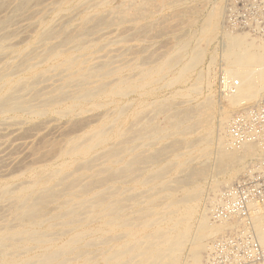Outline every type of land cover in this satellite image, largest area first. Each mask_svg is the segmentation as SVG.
Here are the masks:
<instances>
[{
	"label": "bare ground",
	"instance_id": "1",
	"mask_svg": "<svg viewBox=\"0 0 264 264\" xmlns=\"http://www.w3.org/2000/svg\"><path fill=\"white\" fill-rule=\"evenodd\" d=\"M224 1L0 0V264H208L247 229L264 255V199L213 215L264 159L263 133L230 134L264 35Z\"/></svg>",
	"mask_w": 264,
	"mask_h": 264
},
{
	"label": "built area",
	"instance_id": "2",
	"mask_svg": "<svg viewBox=\"0 0 264 264\" xmlns=\"http://www.w3.org/2000/svg\"><path fill=\"white\" fill-rule=\"evenodd\" d=\"M228 3L227 21L229 23L241 29H248L251 24L255 33L264 35V0H229ZM221 82L218 81V91L221 89ZM234 83H237V80ZM258 107L251 116L252 126L249 125L250 121L243 122L239 117L234 118L230 126V134L235 142L240 141L238 138H242L241 141L246 139L254 131L264 134V97ZM259 163L262 166L259 172L254 174L249 172V175L239 178L235 184L221 194L220 202L214 208V217L237 214L246 218L248 200L253 199L258 203L263 201L264 159H261ZM249 230H246L242 238L214 242L213 253L208 264H255L259 262L264 255L253 239L252 231L249 232Z\"/></svg>",
	"mask_w": 264,
	"mask_h": 264
},
{
	"label": "rangeland",
	"instance_id": "3",
	"mask_svg": "<svg viewBox=\"0 0 264 264\" xmlns=\"http://www.w3.org/2000/svg\"><path fill=\"white\" fill-rule=\"evenodd\" d=\"M224 2H225V4H224L223 6H226V4H227V0L224 1ZM223 11H224V10H223ZM225 21H226V20H225ZM119 29H120V28H119ZM110 30H112V32H111ZM110 30H109V31H110V32H109L110 36H115V34L117 33V31L115 30V27H112ZM115 32H116V33H115ZM111 33H112V34H111ZM113 33H114V34H113ZM218 40H219V39H218ZM218 40H217V41H218ZM217 41L215 42L214 45H217V44H216ZM147 42H148L147 45H148V46H151V44L149 43V40H147ZM154 43H155V42H154ZM159 45H161L160 39H158V43H155V48L158 47ZM155 48H154V46H151L150 49H152V51H153V50H155ZM159 49H160V47H159ZM160 50H161V49H160ZM207 60H208V57L205 59V61H204V63L202 64V66H200L201 69H204V68L207 66V62H208ZM218 65H219V64H216V65H215V68H214V69H216V71L218 72V73L216 72V73H217V78H218V75H219V73H220V72H219V66H218ZM200 68H196V71H198V69H200ZM217 68H218V69H217ZM221 78H222V76L220 77V81H222ZM216 85H217V84H215V86H216ZM215 86H214V93H213V94H214V98H215L216 95H217V94H216V93H217V89H216L217 86H216V87H215ZM237 111H238V110H236L235 113H237ZM216 113H217V114H215V117H214V118H215V122H214V123L217 125V118H218V116H219V115H218V114H219V112H218V108H217V112H216ZM216 115H217V116H216ZM4 132H5V131H4ZM4 132H2V133H4ZM9 133H10V132H9ZM9 133H8V134H9ZM4 134H5V133H4ZM4 134H3V136H4ZM10 134H11V133H10ZM11 136H12V134H11ZM11 136L8 137V138L6 137V139H8L9 141H12L13 139L11 138ZM3 138H4V137H3ZM3 138H2L0 141H2ZM10 138H11V139H10ZM15 139H16V138H14V142H19V141H20V140H16V141H15ZM7 142H8V141H7ZM14 142H13V143H14ZM249 165H250V163H249L247 166H249ZM240 176H241V175H240ZM240 176H238L237 179H238ZM216 179H217V178H216ZM216 179L209 178V179H207L206 181H204V182L202 183L205 191L203 192L202 199H201L200 202H199L200 204L198 203V205H197L198 208H196V209H197V210H196V213H197L196 216L199 215V214H201V213H202L201 211H203V209H204V206H205V205H204V204H205V201H204V200H205V198L207 197V193H206V192H207V188H208V184H209V182L211 183V182H213V181L216 180ZM237 179H235L233 182H235ZM211 180H212V181H211ZM233 182H232V183H233ZM206 185H207V186H206ZM229 186H230V185H229ZM225 188H227V187H223V188H222L223 190L221 189L220 192H223V191L225 190ZM203 199H204V200H203ZM202 202H203V203H202ZM202 205H204V206H202ZM201 208H202V209H201ZM198 213H199V214H198ZM254 238H255V237H254ZM211 240H212V239H211ZM208 241H209V240H208Z\"/></svg>",
	"mask_w": 264,
	"mask_h": 264
}]
</instances>
